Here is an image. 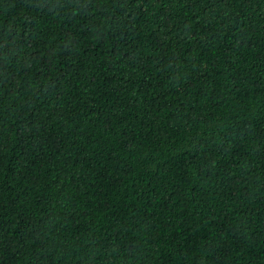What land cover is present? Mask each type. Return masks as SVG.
I'll return each mask as SVG.
<instances>
[{"label": "trees", "instance_id": "16d2710c", "mask_svg": "<svg viewBox=\"0 0 264 264\" xmlns=\"http://www.w3.org/2000/svg\"><path fill=\"white\" fill-rule=\"evenodd\" d=\"M0 264H264V0H0Z\"/></svg>", "mask_w": 264, "mask_h": 264}]
</instances>
